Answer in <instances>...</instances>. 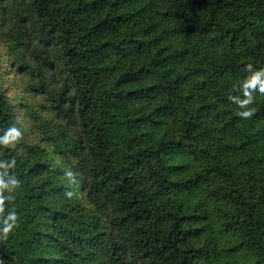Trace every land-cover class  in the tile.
Masks as SVG:
<instances>
[{
	"label": "trees",
	"instance_id": "trees-1",
	"mask_svg": "<svg viewBox=\"0 0 264 264\" xmlns=\"http://www.w3.org/2000/svg\"><path fill=\"white\" fill-rule=\"evenodd\" d=\"M2 36L51 118L0 72V264H264V0H0Z\"/></svg>",
	"mask_w": 264,
	"mask_h": 264
},
{
	"label": "rangeland",
	"instance_id": "rangeland-1",
	"mask_svg": "<svg viewBox=\"0 0 264 264\" xmlns=\"http://www.w3.org/2000/svg\"><path fill=\"white\" fill-rule=\"evenodd\" d=\"M5 38L6 37L3 36L0 38V72L7 96L13 101L16 107H18L20 103L27 102L33 108L34 115L50 119V115L46 114L42 108L43 105L44 108H46L45 101L36 96L35 93L27 87V84L31 82V77L23 73V71L17 70L16 67L12 65L14 58L9 52V43ZM18 111L20 115L23 110L19 108ZM21 121L25 133L36 135L34 127L31 126L30 119L24 121L23 118Z\"/></svg>",
	"mask_w": 264,
	"mask_h": 264
},
{
	"label": "clouds",
	"instance_id": "clouds-1",
	"mask_svg": "<svg viewBox=\"0 0 264 264\" xmlns=\"http://www.w3.org/2000/svg\"><path fill=\"white\" fill-rule=\"evenodd\" d=\"M248 69H251V65L247 66ZM244 95L247 97L246 100L243 101V103L240 104L241 107H245L246 105L252 103V96L249 90H257L259 93L264 94V70L256 71L254 72L244 83ZM229 99H233L232 97H229ZM243 118H249L252 115V111H244L238 113ZM22 138L21 132L16 127L9 128L5 135L3 137H0V145H3L4 147H12L14 148L17 143H19L20 139ZM68 175H71L69 173ZM8 185L4 183L3 180H0V213H3L4 211V204H5V198L3 196V190L7 188ZM13 188L19 187V185L13 181L12 183ZM70 196L71 193H68ZM17 220V216L15 212H12L8 216V220L4 222V229L3 234L4 237L7 238L8 233L11 232L15 225V221ZM11 221L12 223H9Z\"/></svg>",
	"mask_w": 264,
	"mask_h": 264
}]
</instances>
